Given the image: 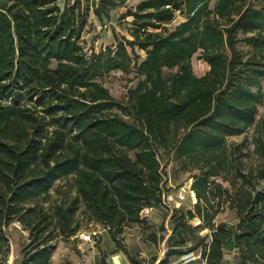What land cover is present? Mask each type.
<instances>
[{"label": "trees", "instance_id": "16d2710c", "mask_svg": "<svg viewBox=\"0 0 264 264\" xmlns=\"http://www.w3.org/2000/svg\"><path fill=\"white\" fill-rule=\"evenodd\" d=\"M127 1L0 0V264L11 224L28 232L18 264H51L53 241L76 237L82 221L113 245L95 264L118 253L130 264L190 254L199 259L188 264H223L232 253L264 264V0H144L119 16L130 39L87 55L89 15L108 19ZM112 72L134 73L125 102L100 82ZM251 128L254 167L247 139L228 143ZM162 161L188 174L196 202L172 208L163 259L137 261L122 234L163 209ZM64 180L72 197L49 205ZM223 214L231 221H216Z\"/></svg>", "mask_w": 264, "mask_h": 264}, {"label": "rangeland", "instance_id": "374dc122", "mask_svg": "<svg viewBox=\"0 0 264 264\" xmlns=\"http://www.w3.org/2000/svg\"><path fill=\"white\" fill-rule=\"evenodd\" d=\"M65 0H58L60 7L64 5ZM72 1V0H71ZM144 0H128L124 7L114 9L110 12L108 19L98 21L93 16L89 15L87 23L81 34V46L84 52L89 55L91 52L98 53L106 47L114 45L115 39L126 38L130 39L127 31L129 29V19L125 21L119 20V16L128 8H134L136 4ZM182 21V18L177 16L171 28L175 27ZM244 51L246 48H242ZM135 53L141 58L144 54L135 50ZM192 74L196 77H201L206 74L208 67L206 64L198 60V54L191 59ZM112 97L117 102H125L126 92L136 86L137 80L134 78V73L129 75H122L119 72H112L108 76L100 80ZM261 92L263 95L262 106L258 109L256 120L264 118V77L261 80ZM253 135V128L247 130L245 134L240 137H233L228 140V143L239 144L243 139H247V149L249 158L247 165L254 167L257 162L253 156L250 155L252 146L250 141ZM162 168L164 174V204L163 209L159 211L145 210L141 217L145 224L134 226L125 229L122 234L123 243L132 257L137 261L147 262L155 257L157 262L162 260L168 243L167 239L171 235L170 216L171 210L181 208L183 210L191 209L196 202L194 194L189 191L191 181H186L188 174L179 173L173 163H167ZM73 195V188L70 180L60 181L54 184L49 192V205L65 202ZM46 205L45 207H47ZM218 222L231 221L230 214H223L219 216ZM192 226L198 224L197 220L190 222ZM5 237L9 244V254L5 264H18L20 261L21 250L29 243L28 232L22 229L17 223H13L4 230ZM95 233L91 243H83L81 235ZM203 231L201 235L205 234ZM163 237V240L161 238ZM54 250L51 255V264H95L99 253H111L113 245L109 240L106 231L100 226L93 224H85L81 222V228L76 237L68 240H61L56 238L53 241ZM229 258V255L225 259ZM197 255L190 254L178 260H172L170 264H188L191 261H197ZM107 264H130L126 257L121 253L109 256L106 259Z\"/></svg>", "mask_w": 264, "mask_h": 264}, {"label": "crops", "instance_id": "0c3cea01", "mask_svg": "<svg viewBox=\"0 0 264 264\" xmlns=\"http://www.w3.org/2000/svg\"><path fill=\"white\" fill-rule=\"evenodd\" d=\"M229 255V258L225 259V257ZM223 264H236V260L234 258V253L226 254L223 259Z\"/></svg>", "mask_w": 264, "mask_h": 264}, {"label": "built area", "instance_id": "2783aa9c", "mask_svg": "<svg viewBox=\"0 0 264 264\" xmlns=\"http://www.w3.org/2000/svg\"><path fill=\"white\" fill-rule=\"evenodd\" d=\"M95 235V233L92 234H86V235H81V241L83 243H91L93 240V236Z\"/></svg>", "mask_w": 264, "mask_h": 264}]
</instances>
